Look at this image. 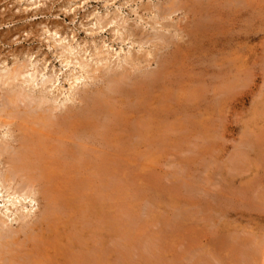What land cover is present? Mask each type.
<instances>
[{
  "label": "rangeland",
  "instance_id": "374dc122",
  "mask_svg": "<svg viewBox=\"0 0 264 264\" xmlns=\"http://www.w3.org/2000/svg\"><path fill=\"white\" fill-rule=\"evenodd\" d=\"M174 2L178 12L158 20L172 29L151 28L157 8ZM111 17L138 37L166 34L170 45L121 43L114 24L95 27ZM56 39L86 51L77 57L93 68L101 67L95 48L114 69L126 55L151 52L135 77L165 66L148 95H112L111 118L96 116L89 129L75 121L88 156L66 179L75 207L62 210L65 253L80 264H264V0H0V71L36 63L57 77L49 99L63 87L62 102L79 69L61 65ZM103 82L81 80L77 98L107 90ZM15 135L0 130L14 146ZM1 201L0 218L16 228Z\"/></svg>",
  "mask_w": 264,
  "mask_h": 264
},
{
  "label": "bare ground",
  "instance_id": "6f19581e",
  "mask_svg": "<svg viewBox=\"0 0 264 264\" xmlns=\"http://www.w3.org/2000/svg\"><path fill=\"white\" fill-rule=\"evenodd\" d=\"M175 2L169 4V7L166 6L168 8L164 7V10L157 8L160 13L154 16L156 18L153 23L149 20L152 23L151 28L153 25H159L158 30L159 28L165 31L172 29L171 24L163 25L158 20L167 19L178 12L179 9L175 7ZM119 22L116 18L107 21L96 19L95 27L103 30L107 25L114 24L117 29L112 31L114 33L116 31L121 43L129 42L131 46L137 44L141 50L147 44L154 49L157 45H170L167 41L169 39L165 37L166 34L164 36L159 34L156 37L154 35V37L151 35V37H138L132 30H129L130 32L125 30V27ZM55 35L58 34L55 32ZM169 38L172 41V35ZM52 39L54 38L48 37L47 40L50 42ZM65 40H55L54 43H61L58 50L56 45L54 46L57 50L56 57L65 67L72 64L77 66L79 76L70 74L72 76L67 78L71 84L62 102L59 97L63 95L60 90L63 87H56L60 93L53 96L54 98L51 96L53 99H49L51 91L49 88L53 87L54 89L58 79L51 75L46 77L44 73L46 68L42 67L43 69L39 70L36 63L32 64L31 61L26 62V60L21 64L20 62L13 63V66L9 68L3 67L5 69L0 71V130L7 140L8 136L12 138L17 133L14 137L17 142L16 146L10 144L12 142L10 139V142L1 141L2 135L0 136V163L5 167L0 170V199L4 205L3 210L10 213V218H8L11 219L13 216L14 219L11 221L18 225L13 228L12 225H7L10 220L5 221L4 218V220L0 218V264H80V255H73L75 251L68 255L60 247L62 242L60 237H64L62 231L63 229L66 231L67 225L64 221L66 215L63 214L75 207L72 194L64 191L66 179L70 173L80 170V161L88 156L87 151L84 150L85 146L80 143V137L73 133L74 123L81 121L89 129L95 126L96 116L111 118L109 115L111 110L108 111L106 102L112 95L119 94L138 99L142 95H148L165 75V66L161 64L155 71L141 73L142 75L139 77L133 76L135 71L142 68L141 66H150L151 60L145 56L147 51L144 53L145 55L140 56L126 55L120 61L124 65L117 64L116 66L115 64L114 69V67L110 68L111 56L105 55L102 50L95 48L92 55L95 58V66L100 64L101 67L93 68L88 64L90 60L88 62L83 60L86 51H82L81 46V50H78L70 43L63 45L62 42ZM148 45L147 47H149ZM141 50L138 51L141 53ZM81 52L83 55L77 57ZM148 52L150 51L148 50ZM150 53L147 56L151 55ZM102 68L106 69L104 73L101 72ZM39 78L41 81L40 87L37 85V92L34 89L32 90L35 93L26 92L25 85H29L27 89L31 90V87L35 88V83L38 84ZM81 80H102L105 82L107 90H96L94 95H87L88 91H85L81 93L80 98H77V89L75 90V88ZM76 100L82 104L81 110H73L75 105L73 108L66 107L65 109V102L69 101L71 104ZM62 107L65 111L61 114L63 109H59ZM58 111H60L59 114H57ZM5 129L7 130L4 132ZM104 169L106 168L104 167ZM106 170L109 172V167ZM107 186L106 188H109L110 185ZM17 204L20 208H17ZM63 209L66 212L62 211ZM0 211L2 212V209ZM67 240H71V237L68 236ZM74 240H76L75 237ZM88 262V264H94L95 260L91 257L88 258Z\"/></svg>",
  "mask_w": 264,
  "mask_h": 264
}]
</instances>
